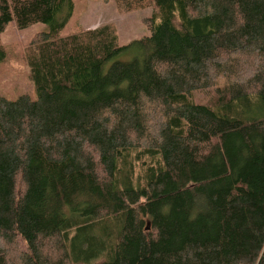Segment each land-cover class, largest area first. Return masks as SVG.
<instances>
[{
	"label": "trees",
	"instance_id": "trees-1",
	"mask_svg": "<svg viewBox=\"0 0 264 264\" xmlns=\"http://www.w3.org/2000/svg\"><path fill=\"white\" fill-rule=\"evenodd\" d=\"M114 2L151 34L0 0L47 27L0 95V264H264V0Z\"/></svg>",
	"mask_w": 264,
	"mask_h": 264
},
{
	"label": "rangeland",
	"instance_id": "rangeland-1",
	"mask_svg": "<svg viewBox=\"0 0 264 264\" xmlns=\"http://www.w3.org/2000/svg\"><path fill=\"white\" fill-rule=\"evenodd\" d=\"M151 13L150 7L121 12L114 0H75L73 17L63 34L112 25L116 29L119 45L124 46L132 40L151 34L146 24V19ZM46 30L47 27L43 24L18 30L14 22H11L0 34V45L7 51V61L0 65V95L8 98L19 94L33 95L24 55L37 34Z\"/></svg>",
	"mask_w": 264,
	"mask_h": 264
}]
</instances>
